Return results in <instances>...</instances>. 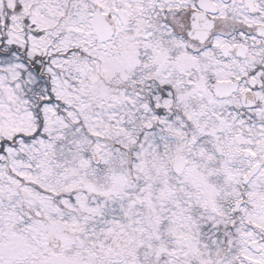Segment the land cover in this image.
<instances>
[{
  "label": "snow or ice",
  "instance_id": "snow-or-ice-1",
  "mask_svg": "<svg viewBox=\"0 0 264 264\" xmlns=\"http://www.w3.org/2000/svg\"><path fill=\"white\" fill-rule=\"evenodd\" d=\"M0 264H264V0H0Z\"/></svg>",
  "mask_w": 264,
  "mask_h": 264
}]
</instances>
